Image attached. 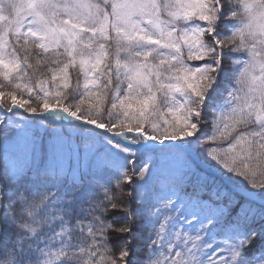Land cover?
Masks as SVG:
<instances>
[{
    "label": "snow or ice",
    "instance_id": "obj_1",
    "mask_svg": "<svg viewBox=\"0 0 264 264\" xmlns=\"http://www.w3.org/2000/svg\"><path fill=\"white\" fill-rule=\"evenodd\" d=\"M0 264H264V0H0Z\"/></svg>",
    "mask_w": 264,
    "mask_h": 264
},
{
    "label": "trees",
    "instance_id": "obj_2",
    "mask_svg": "<svg viewBox=\"0 0 264 264\" xmlns=\"http://www.w3.org/2000/svg\"><path fill=\"white\" fill-rule=\"evenodd\" d=\"M72 79H73V82H75V79H76L75 74H73Z\"/></svg>",
    "mask_w": 264,
    "mask_h": 264
}]
</instances>
